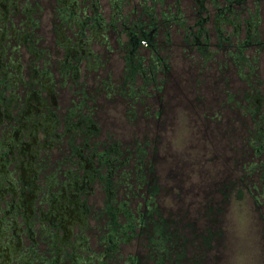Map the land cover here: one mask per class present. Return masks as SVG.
<instances>
[{
	"label": "rangeland",
	"instance_id": "1",
	"mask_svg": "<svg viewBox=\"0 0 264 264\" xmlns=\"http://www.w3.org/2000/svg\"><path fill=\"white\" fill-rule=\"evenodd\" d=\"M11 1L0 0V264H264V3L248 7L255 42L236 54L199 53L176 33L168 63L161 25L167 70L151 81L152 66L132 75L116 54L38 105L27 83L44 74L29 52L43 7ZM74 21L66 31L81 35ZM92 39L83 47L99 48Z\"/></svg>",
	"mask_w": 264,
	"mask_h": 264
},
{
	"label": "crops",
	"instance_id": "2",
	"mask_svg": "<svg viewBox=\"0 0 264 264\" xmlns=\"http://www.w3.org/2000/svg\"><path fill=\"white\" fill-rule=\"evenodd\" d=\"M246 1L249 2V0H40L43 10L40 12L42 14L40 17L41 26L39 27V37L36 39L39 40L37 43L41 48L34 46L35 50L32 51L30 48L29 52H33V57L41 58L39 64H44L40 66L39 75L41 70L44 74L40 76L38 82L33 80V82L27 83V86L31 88L37 85V93L40 96V101H36L38 105L44 99L49 100L50 104L57 105L61 98V89L65 86L77 87L89 83L91 74L95 77L96 72L105 70V64L113 65V63H116V54L121 55L123 65L131 69L132 75L136 72L143 75L151 61L150 55L146 56L144 52L147 49L146 51H149V54L153 53L152 47H143L142 44L138 43L137 38L133 37V32L129 34L125 27V25L136 21L137 18L141 21L144 20L143 22L148 21V18H152L158 23L156 36L147 35L141 36L142 38L159 40L163 38L161 34L163 31L160 26L166 24V27H170V31L166 32L167 48L170 49H167L168 63H170L169 56H171V46L176 33L179 34L178 39L181 38L183 42L191 40L189 43L199 53L208 51V53L214 55L221 50L222 55L227 54L229 51L231 54H236L239 52V47L243 48L242 46L254 43L256 34L254 23L256 21L250 19L251 14L249 13L252 9H248V7L251 3L255 8L259 1L264 3L263 0H252L246 7L241 5ZM11 2L12 7H16L17 0ZM228 3L229 5L226 6ZM8 5H11V3H8ZM32 5L31 3L27 7L29 9L24 6L22 11L26 18L22 22H25L28 26L32 16L29 12L31 13L34 10ZM5 6L7 7V4ZM240 6L245 8L247 14H249L248 18L239 17ZM68 7H78L79 10L65 12ZM80 9H82L81 13ZM69 17H72L75 20L74 22L78 24V31H81V35L75 33L74 37L68 34L66 28L71 29L70 26H67ZM212 28H214V32L209 31L210 29L213 30ZM229 28L231 29L229 30ZM86 29H93V31L86 32ZM135 30V28H132V31ZM86 33L90 36L86 37ZM212 33L215 41L210 46L208 41ZM23 35L25 36L26 32ZM72 39H76L80 43L78 47H72L74 50H68L71 48L69 46ZM91 39L93 41L96 39L99 48L95 46H92L91 49L90 47H83L85 42L90 43ZM73 43L75 44V42ZM235 48H237V52L231 51ZM42 56H51L55 60L59 79L55 78L53 71L46 66L48 63L47 58L43 59ZM139 56H142V59ZM216 57L217 55L214 58L216 63L218 62L220 66H223L222 59ZM39 64L32 61L31 66L37 67ZM21 68L22 65H19V69ZM57 93L60 97L57 96ZM28 94L29 91L26 94V90L23 93L26 101L28 97L27 102H29ZM30 98L32 101L36 98L35 90L31 93ZM30 103L33 104V102ZM35 109L37 111L36 115L46 117L41 111L38 113L37 108ZM112 109L115 110V108H111L109 111ZM83 113L85 112L83 111ZM72 114L75 115L77 112L71 109L70 115ZM24 119L30 120L31 118L27 116ZM81 119H89V114L79 115L78 120Z\"/></svg>",
	"mask_w": 264,
	"mask_h": 264
},
{
	"label": "flooded vegetation",
	"instance_id": "3",
	"mask_svg": "<svg viewBox=\"0 0 264 264\" xmlns=\"http://www.w3.org/2000/svg\"><path fill=\"white\" fill-rule=\"evenodd\" d=\"M229 1V0H228ZM228 4H226V6H228ZM144 21V20H143ZM141 21L139 18H137L136 21L131 22L130 24L125 25V27L127 28L129 34H131V32H133V37L137 38V41L139 44L142 43V40L145 41L144 46H149L152 47V51L153 53L149 54L151 61L149 63V68L152 65V67L154 68L153 70H149V74H147L145 77L146 81H151L153 79V72L159 68V66H163L165 68V70H167V64L165 61V58L163 56L158 55V52L156 51V45H157V40L154 38L153 40H150V38L146 39L145 37L142 38L141 36H147V35H152V36H156L157 34V28H158V23H156V21L154 19H150L148 18V21L143 22ZM132 28H135V31H132ZM131 36V35H130ZM255 42V41H254ZM143 45V44H142ZM140 59H142V56H139ZM139 66V64H138ZM146 68V69H149Z\"/></svg>",
	"mask_w": 264,
	"mask_h": 264
}]
</instances>
